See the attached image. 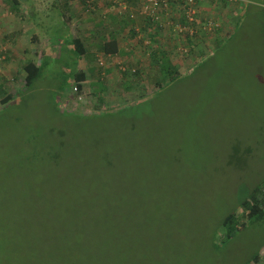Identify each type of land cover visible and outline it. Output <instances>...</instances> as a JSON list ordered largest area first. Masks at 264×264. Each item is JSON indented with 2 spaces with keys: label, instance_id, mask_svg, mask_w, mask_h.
<instances>
[{
  "label": "rangeland",
  "instance_id": "374dc122",
  "mask_svg": "<svg viewBox=\"0 0 264 264\" xmlns=\"http://www.w3.org/2000/svg\"><path fill=\"white\" fill-rule=\"evenodd\" d=\"M222 3L214 46L165 43L177 72L136 43L81 92L74 51L26 87L0 47V264H264V220L221 226L264 182V0Z\"/></svg>",
  "mask_w": 264,
  "mask_h": 264
},
{
  "label": "crops",
  "instance_id": "0c3cea01",
  "mask_svg": "<svg viewBox=\"0 0 264 264\" xmlns=\"http://www.w3.org/2000/svg\"><path fill=\"white\" fill-rule=\"evenodd\" d=\"M222 1L225 0H198L196 21L190 22L183 12L181 0L174 1L171 17L161 14L160 21L141 13L144 0H129L126 8L119 6L116 0H0V47L23 44V49L19 47L17 51V57L24 59L19 62L23 65L28 61L38 65L44 60L48 63L49 56L63 59L74 51L78 66L73 72L83 71L87 80L113 75L114 67H118L121 75L136 70L123 63L139 47L136 43L144 44L135 54L137 57L145 52L153 58L146 64L138 57L136 64L140 70L147 65L161 66L164 54L170 58L165 43H183L189 50L204 44L206 48L212 47L214 43L211 42L225 37L232 24L233 13L227 11ZM106 43H114L116 52H107ZM154 43H164V46L158 44L153 48ZM31 44L34 45L32 48ZM9 55L8 60L12 61L11 53ZM1 56L8 61L7 55ZM36 56V60L40 56L39 62L35 60ZM101 56L103 65L97 62ZM172 63L176 68L179 66Z\"/></svg>",
  "mask_w": 264,
  "mask_h": 264
},
{
  "label": "trees",
  "instance_id": "16d2710c",
  "mask_svg": "<svg viewBox=\"0 0 264 264\" xmlns=\"http://www.w3.org/2000/svg\"><path fill=\"white\" fill-rule=\"evenodd\" d=\"M104 48L107 52H116L117 50V47H115L114 43H106L104 45ZM3 52L5 53L6 51ZM4 53H2L1 51L0 55H4ZM0 58H2V56ZM46 63L47 62H44L38 65L33 61H28L24 65L23 70L25 72V76L22 82L26 87H32L34 82L42 76V69ZM75 63L74 64L77 67L78 63ZM160 63V68L163 72L165 71L168 74L177 72V68L174 66L171 59L166 54L163 55ZM124 74L127 75L128 73ZM74 79L78 91L81 92L85 84L88 82V80L86 79V74L83 71L78 70V72L75 73ZM99 80L102 81L103 79ZM102 86L108 87L106 81H102ZM101 93H104V91H101ZM5 95L6 96L1 99L2 104H7L14 98V95L12 93H5ZM240 207L243 209V213L240 214L237 210H232L224 217L221 223V226L226 229V233L228 236L232 235V233H234L236 229L244 227L247 219L251 218L254 220H264V182L259 183L253 188L250 194L242 200ZM255 260L256 262L260 261L259 255L256 256Z\"/></svg>",
  "mask_w": 264,
  "mask_h": 264
},
{
  "label": "built area",
  "instance_id": "2783aa9c",
  "mask_svg": "<svg viewBox=\"0 0 264 264\" xmlns=\"http://www.w3.org/2000/svg\"><path fill=\"white\" fill-rule=\"evenodd\" d=\"M119 3V6L126 8L129 0H116ZM175 0H144L143 5L141 7V13L146 16L154 17L156 20L160 21V15L165 14L168 17L172 15V9L174 8ZM219 1V0H214ZM231 1V0H228ZM198 0H181V6L183 12L188 21L194 22L196 21L197 13H198ZM183 27L180 28V30ZM98 63L103 65L104 59L103 56L100 57ZM77 90V87H75ZM258 264H262L260 261Z\"/></svg>",
  "mask_w": 264,
  "mask_h": 264
}]
</instances>
